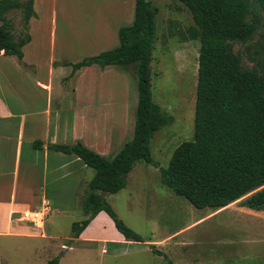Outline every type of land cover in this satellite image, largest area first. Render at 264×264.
<instances>
[{
    "label": "crops",
    "instance_id": "crops-1",
    "mask_svg": "<svg viewBox=\"0 0 264 264\" xmlns=\"http://www.w3.org/2000/svg\"><path fill=\"white\" fill-rule=\"evenodd\" d=\"M74 4V0H34L35 16L29 21L31 38L22 48V61L0 52V236L7 230L11 231L9 235L46 242L34 245L23 257L0 259V264H47L54 257L57 264H104L103 260L88 257L99 243L109 244L112 256L124 251L151 254L154 264H213L200 259L204 235L230 225V221L213 218L224 214L235 202L193 217L182 216L185 212L168 213L169 219L178 220L175 225L162 234L156 235L154 230L148 236L140 234L143 241L126 240L103 210L77 237H63L65 242L59 245L50 240L57 237L47 219L43 227L36 228L41 229L39 237L14 219L16 211L41 209L44 203H48L49 213L67 212L64 202L74 201L78 186L85 180L87 166L83 161L74 154L48 148L49 144L72 145L80 141L108 157L126 142L122 141L121 127H111L110 116L97 118L98 112L102 113L100 107L110 99L109 87L84 80L88 71L100 76L111 73L114 78H123L122 73L116 71L115 65L83 66L74 72L72 64L82 56L72 55L88 47L87 51H91L95 43H109L106 49L117 46L119 27L133 21L135 0ZM78 7L86 12L80 13ZM92 11L94 18L99 17L98 22H82L79 16H89ZM80 22L97 27L87 35L76 34L75 27ZM106 49L86 54L91 56ZM116 82L119 92L115 99L123 103L125 116L127 82ZM132 172L128 173L127 182ZM213 245L217 250V242ZM17 248L13 246L14 250ZM101 251L107 253L105 248Z\"/></svg>",
    "mask_w": 264,
    "mask_h": 264
},
{
    "label": "trees",
    "instance_id": "trees-1",
    "mask_svg": "<svg viewBox=\"0 0 264 264\" xmlns=\"http://www.w3.org/2000/svg\"><path fill=\"white\" fill-rule=\"evenodd\" d=\"M178 1L191 13L195 25L191 38L200 42L193 136L174 149L167 167L160 169L161 180L196 208L218 209L237 202L251 210H264V60L260 73L243 68L231 48L232 42H245L255 32V23L247 19L250 0ZM253 1L264 8V0ZM33 3L0 0V52L13 54L20 61L22 48L31 38ZM11 11L21 14L17 32L7 17ZM157 12L148 0H135L133 21L118 29L119 44L72 64L74 72L89 65H134L137 80L132 137L114 156L101 155L80 141L48 145L76 155L94 170L82 196L84 217L71 223L72 237L103 210L126 240H144L118 217L104 194L125 188L137 161L157 165L150 153L151 137L172 121L152 99L150 64ZM57 261L54 257L47 264Z\"/></svg>",
    "mask_w": 264,
    "mask_h": 264
},
{
    "label": "rangeland",
    "instance_id": "rangeland-1",
    "mask_svg": "<svg viewBox=\"0 0 264 264\" xmlns=\"http://www.w3.org/2000/svg\"><path fill=\"white\" fill-rule=\"evenodd\" d=\"M108 1L110 0H74V5L79 6L81 3L87 5L88 3H97L99 5ZM148 1L158 10L154 49L150 64L152 99L162 111L172 117V121L156 131L151 137L150 153L157 165L137 161L132 168L133 172L126 187L113 194H104L106 201L112 206L118 217L144 236L150 235L152 230L156 235L162 234L174 226L175 221L178 220L169 219L168 213L185 212L186 214L184 213L182 216L193 217L198 213L212 210L209 207H194L183 196L175 194L161 180L160 169L167 167L174 149L179 143L189 140L193 136L200 42L198 38H191V32L195 29V25L190 11L182 2L178 0ZM78 11L80 13L86 12L81 11L79 7ZM7 17L17 32L21 28L20 12L11 11ZM79 18L87 24L99 20V17H93V11L90 12L89 16H79ZM247 19L255 23V32L245 42H232L231 48L239 56L243 68L254 69L260 73V66L264 60V8L257 2L250 0ZM96 27L94 24L92 26L81 25L80 22L75 30L76 34L82 32L87 35ZM108 46H110L109 43H101L100 45L95 43L94 47L91 46V51H87L89 47L83 51L86 54L95 52L99 48L106 49ZM83 51H77L72 56L86 57L88 54L83 55ZM94 67L99 68V66ZM116 67V71L122 73L123 78H119V76L114 78L111 73L100 76L96 71H88L84 75V80L98 84L104 83L109 87L110 99L105 103L106 106L100 107L102 113L99 114L98 112L97 118H103L105 115L106 117L110 116L111 127L112 125L118 129L121 127V137L124 143L132 136L137 104V80L134 65ZM43 71L44 67L41 74ZM119 79L121 82L124 80L127 82L128 96L125 104V116L123 103L115 99L119 92L116 82ZM97 108L99 110V106L94 108L96 109L95 112L98 111ZM127 117L128 124L126 123ZM115 154H110L108 158ZM93 173V168H86L85 180L78 186L74 201L64 202L66 206L64 208H69L67 212L52 211L49 213L47 221L54 230L53 234L57 237L50 239L53 243L59 245L61 242H65L61 238L71 234V223L84 217L81 206L82 196L85 194L86 183ZM213 220L218 222L230 221V225L217 228L214 232H208L204 235L205 244L202 246V252L200 251L201 260H211L213 264H264V210H251L241 207L235 202L224 214L213 218ZM19 224L27 226L26 229L29 228L36 237L40 236L41 229L40 231L36 230L38 227L35 224L28 221H20ZM2 234L0 236V259L4 260L12 257H23L30 252L34 245L46 243L38 238L9 235L11 231L7 230ZM216 242L217 250L214 249L213 245ZM218 245L222 246L218 247ZM13 246L18 248L14 250ZM102 248H105L107 253H103ZM110 250L109 244L99 243L92 247L88 257L98 261L103 260L104 264H154L151 254L139 252L136 255L132 249L130 251L133 252L124 251L117 256H112Z\"/></svg>",
    "mask_w": 264,
    "mask_h": 264
},
{
    "label": "built area",
    "instance_id": "built-area-1",
    "mask_svg": "<svg viewBox=\"0 0 264 264\" xmlns=\"http://www.w3.org/2000/svg\"><path fill=\"white\" fill-rule=\"evenodd\" d=\"M49 211L48 203H44L41 209H24L22 211H16L14 219L28 221L29 223L35 224L38 228H41L45 224Z\"/></svg>",
    "mask_w": 264,
    "mask_h": 264
}]
</instances>
